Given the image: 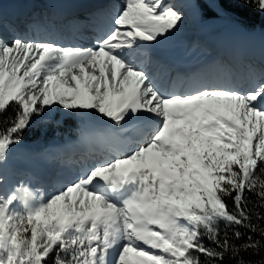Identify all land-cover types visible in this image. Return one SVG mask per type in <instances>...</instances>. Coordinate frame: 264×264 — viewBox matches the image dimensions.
I'll list each match as a JSON object with an SVG mask.
<instances>
[{
  "label": "snow or ice",
  "instance_id": "6c2138e0",
  "mask_svg": "<svg viewBox=\"0 0 264 264\" xmlns=\"http://www.w3.org/2000/svg\"><path fill=\"white\" fill-rule=\"evenodd\" d=\"M184 7L264 33V0H112L66 46L0 3V264H264V62L164 86L155 46ZM58 111L102 122L104 151L50 190L8 186L12 146Z\"/></svg>",
  "mask_w": 264,
  "mask_h": 264
},
{
  "label": "bare ground",
  "instance_id": "6f19581e",
  "mask_svg": "<svg viewBox=\"0 0 264 264\" xmlns=\"http://www.w3.org/2000/svg\"><path fill=\"white\" fill-rule=\"evenodd\" d=\"M27 1L29 0H10L8 2H4L5 4H2V10L5 18L15 21L20 19V22H28L30 20L29 15H31L32 12L28 10L29 7L27 6ZM109 1L110 0H37L38 3L40 2L39 4L42 6V8L45 9L46 16L42 18H45L46 21H43L40 15H36V13H34V17H32L31 22L34 23L36 27L29 31L27 35L66 46H89V43L91 42L94 35L95 25L100 19V17L96 14L101 9L109 8ZM2 2L3 0L0 1V3ZM26 10H28L27 13H25ZM37 20L45 22V24L41 25L46 26L37 27ZM232 31L234 32L233 36H237L239 32H241L237 29H232ZM245 33L247 35H254L247 32ZM87 41L89 43H87ZM210 41L212 40L206 39L205 42L197 41L198 43H196L194 46H190L189 52L191 54L185 55L184 57H191L193 61H205L207 57H214L218 60V63L215 66L216 68H230L232 65L234 69L233 71L237 73H240L241 70L246 66L241 64H251L255 65L256 67L261 66V61L259 63L257 57L259 58L264 52V41L253 44V39L247 40L248 42L243 40L240 42L235 41L231 43H225L227 40H219L216 42V49H214V46H211V43H208ZM160 50L164 52V56L168 54L170 58H178L179 56L183 55V53H175L172 50L164 49L162 48V45H160ZM261 58L264 61V56ZM207 70L208 69L206 66L193 70H181L178 66H173L170 64L168 65L165 62L160 61L159 63H154L152 66V71L158 75L160 82L164 86H168L173 80H176L177 77H179L181 81H184L187 77L193 74H199L200 71ZM101 124L103 125L102 122ZM97 127L91 121H89L87 126L84 125V128L81 130L83 131L82 134H90V132L97 134V136L102 134L103 129L99 131ZM93 139L94 136L90 139H87L88 142H85L86 148L83 146V144L67 142L65 145L69 144V146H60L61 149L58 151V153L55 151V149H53L51 152L49 150V156L47 158L45 157V161H43V163L40 165V171L37 173H33L32 170H23L22 172L21 168L17 170L20 167L17 165L15 167L13 166L11 169L7 164H5L3 169L6 170V172L11 173L12 176L18 177L22 173L29 176L32 183H28L27 185H34L36 183L52 185L59 177L71 178L74 174H76V168H78V164L77 166L74 165L78 159H80L79 163L82 162V164L85 165L94 156L97 154L99 155L104 151L105 147L103 149H99L103 147V139L98 141L100 142L99 144H92L93 141L89 143V141ZM18 146L21 147L22 145ZM41 149L43 148H41L40 145L36 146L35 152H31V157H35ZM8 156L11 157L10 154ZM18 160L19 159H16L15 157V163ZM8 173H6V177Z\"/></svg>",
  "mask_w": 264,
  "mask_h": 264
},
{
  "label": "rangeland",
  "instance_id": "374dc122",
  "mask_svg": "<svg viewBox=\"0 0 264 264\" xmlns=\"http://www.w3.org/2000/svg\"><path fill=\"white\" fill-rule=\"evenodd\" d=\"M8 1L10 0H3L2 4H5L4 2H8ZM21 1H26V0H21ZM36 2L37 0L27 1V6L29 7L28 10L32 12L31 15H29L30 20L28 22H31L32 17H34L33 15L34 13H36V15H40L43 21H46L45 18H42L46 16L45 9H43L42 6L39 4L40 2L39 3ZM187 2L189 3V0H172V1L165 0V3L176 4L178 7L187 4ZM111 3L112 0L108 2L109 7L111 6ZM28 10H26L25 13H27ZM182 11L184 12L183 22L180 24L179 28L176 31H174L170 36H168L166 39L161 40L160 43L162 45V48L172 50L175 53L177 52V53H183L184 55H189L191 54L189 52L191 45L194 46L199 41L205 42L206 39L212 40L208 43H211V46H214V49L217 48V46L215 45L216 42L219 40H227L225 43H231L235 41L240 42L243 40L247 41L249 39H253L254 40L253 44H257V42L261 43V41H264V39H262L264 38V34H261L259 32H254V31L247 32L254 35H247L245 32H244L245 34L239 32L237 36H233L234 32L232 31V29H236V28H233L232 26H230L229 24H227L222 20L201 17L198 14L193 13L187 7L182 8ZM22 23L23 22H21V24ZM37 24H38L37 27L46 26V25H41V24H45V22H41L39 20H37ZM32 38L38 39L35 37ZM236 38H240V39H236ZM87 43L89 42L87 41ZM263 56H264V52L260 55L259 58L257 57L259 63L261 61L260 64L264 62L261 58ZM210 58L212 59L214 57H210ZM241 65H248V64H241ZM230 68L234 70L232 65L230 66ZM213 70H211L210 72H212ZM89 121H91L96 127L98 126L97 128L103 126L100 121H96L89 116H84L81 114L64 115L59 111L56 114L55 120L46 118L42 121H34L33 124L30 125L32 127V133H30L29 135L30 138H28L27 141H24L21 144L13 145L8 155L10 154V156H13L15 154H19L18 155L19 160L17 161V166L20 167L17 170L21 168L22 172L23 170H27V171L32 170L33 173H37L40 171V167H41L40 165L43 163V161H45V157L47 158L53 149H55V151L58 153V151L61 149L60 146L63 145L64 147L69 146V144L65 145L67 142L70 143L76 142V144L79 143L85 146L86 145L85 142H88L87 139H90L91 137L94 136V139L89 141V143L93 141L92 144H99L100 142L98 141H101L100 139H103L102 134L98 136L93 132H90V134L88 133L82 134L83 131L81 130L84 128V125L87 126ZM18 145H22V146L20 147ZM39 145L43 149H41L35 157H31L32 154L31 152H35L36 146ZM104 147L105 145L103 144V147L99 149H103ZM96 156H98V154ZM79 162L80 159H78L74 165L77 166L78 164V168H76V173L84 165L82 164V162L81 163ZM2 171L5 181L9 178L7 180L8 186H15L21 182H24L26 184L32 183L30 177L23 173L17 177V176H12L11 173L6 172V170L4 169ZM5 172L8 173L7 177ZM29 186L33 190H37V189L50 190L51 188V185H46L45 183L44 184L36 183L34 185L29 184Z\"/></svg>",
  "mask_w": 264,
  "mask_h": 264
},
{
  "label": "trees",
  "instance_id": "16d2710c",
  "mask_svg": "<svg viewBox=\"0 0 264 264\" xmlns=\"http://www.w3.org/2000/svg\"><path fill=\"white\" fill-rule=\"evenodd\" d=\"M208 18H213V17H208ZM214 19L222 20V21L226 22L227 24H229L230 26H232L233 28H235V27L233 26V24H232L230 21L226 20V19H222V18H214ZM248 24H249L250 27L254 26V29H255L254 32H259V33H261V34H264V33H262L261 30H260V17H259V15H256L255 17H252V18L248 21ZM8 114H11V109H9V113H6V115H8ZM30 133H32V127H31V126H29V128L24 132L22 142H23V141H26L28 138H30V137H29ZM22 142H21V143H22ZM19 144H20V143H19ZM247 195H248V198H249L253 203L256 202V197H255V196H252L251 194H247ZM229 203H230V202H229ZM260 211H264V209H261ZM221 228H223V225H221ZM228 231H229V233H231L232 230H231V229H228ZM240 231H241V232H244V229H240Z\"/></svg>",
  "mask_w": 264,
  "mask_h": 264
},
{
  "label": "water",
  "instance_id": "95a60500",
  "mask_svg": "<svg viewBox=\"0 0 264 264\" xmlns=\"http://www.w3.org/2000/svg\"><path fill=\"white\" fill-rule=\"evenodd\" d=\"M1 1V0H0Z\"/></svg>",
  "mask_w": 264,
  "mask_h": 264
}]
</instances>
